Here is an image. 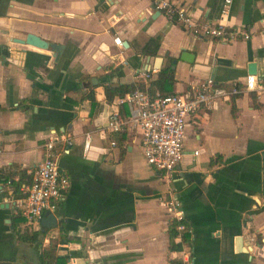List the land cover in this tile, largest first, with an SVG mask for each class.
<instances>
[{
    "label": "crops",
    "instance_id": "1",
    "mask_svg": "<svg viewBox=\"0 0 264 264\" xmlns=\"http://www.w3.org/2000/svg\"><path fill=\"white\" fill-rule=\"evenodd\" d=\"M172 1L193 19H221L249 35H193L151 0H0V264H38L46 245L66 254V264H264V89L191 112L169 178L145 162L134 130L106 128L117 96L107 98L104 85H145L162 67L172 70L170 93L206 77L242 86L250 61L264 80V0H230L225 14L222 0ZM27 32L61 45L57 58L13 40ZM52 131L70 140L56 146L68 184L50 210L56 224H37L40 243L22 241L14 200L27 184L14 190L16 171L31 173ZM169 196L184 224L175 226L173 249V216L162 204Z\"/></svg>",
    "mask_w": 264,
    "mask_h": 264
},
{
    "label": "built area",
    "instance_id": "2",
    "mask_svg": "<svg viewBox=\"0 0 264 264\" xmlns=\"http://www.w3.org/2000/svg\"><path fill=\"white\" fill-rule=\"evenodd\" d=\"M230 0H222L221 14L228 10ZM151 6L161 12L168 21L177 22L191 34L214 39L230 40L236 36L248 37V32L241 27H228L226 22L217 19H193L185 7L172 0H151ZM113 42L122 47L121 39L113 37ZM145 78L146 71L141 72ZM242 89H264V80L255 74H246L242 86L234 82L229 86L216 84L212 78L206 77L196 84H189L184 92L161 94L155 90L149 94L146 90L134 87L115 99V106L108 114L106 128L111 131L132 129L138 139L141 154L146 163L161 171L169 178L170 172L177 165L183 151L184 124L187 116L202 104H210L215 99H222L240 92ZM124 104L126 112L122 113L118 105ZM69 137L54 131L50 132L42 144L41 161L31 170L30 182L23 188V194L16 197L14 205L23 219L26 229H35L42 212L53 210L61 199L63 190L68 184L58 165L57 145L69 143ZM89 143L88 131L83 133L82 147L86 150ZM114 145V139L109 140ZM196 153V150H193ZM168 212L176 220V228L182 229L184 224L178 201L169 196L162 200Z\"/></svg>",
    "mask_w": 264,
    "mask_h": 264
},
{
    "label": "trees",
    "instance_id": "3",
    "mask_svg": "<svg viewBox=\"0 0 264 264\" xmlns=\"http://www.w3.org/2000/svg\"><path fill=\"white\" fill-rule=\"evenodd\" d=\"M260 79L263 80L262 77H260ZM171 81H172V70L166 66L160 68L157 73V76L154 79L149 80L145 85L144 84H136V85L123 84L117 86L104 85L103 91L107 98H109L112 95H116V96L122 95L124 92L132 90L134 87L142 88L146 90L149 94H152L155 90H157L161 94H166V93H170L168 91V85H170ZM83 97H88L91 99L90 93L83 95ZM119 137L123 138L122 135H120ZM12 173H14V171L9 172V174ZM16 173H17V179L14 181V190L18 191V187L20 186L21 183L28 184L30 182L31 173L30 174L25 173L21 169H18ZM175 224H176L175 219L170 218L168 220L167 233L169 237V248L171 247L172 249L179 247L178 243H175L173 241V236L176 233ZM14 227L17 238L27 242L40 243L39 235L45 232L44 229H26L25 227L21 228L18 226V224L15 225ZM183 234L186 236V232H183ZM66 256H67L66 254H58L56 252V246L46 245L40 249L38 264H66ZM166 264H178V261L175 259H169Z\"/></svg>",
    "mask_w": 264,
    "mask_h": 264
},
{
    "label": "water",
    "instance_id": "4",
    "mask_svg": "<svg viewBox=\"0 0 264 264\" xmlns=\"http://www.w3.org/2000/svg\"><path fill=\"white\" fill-rule=\"evenodd\" d=\"M14 41L21 42V43H29L32 45H36L38 47H48L53 53L54 58H57L60 52L61 45L51 42L48 40H45L41 37H39L36 34H33L31 32H27L23 38H13ZM185 51V50H183ZM183 51L180 53V57L187 60L182 56ZM175 60L173 59V62ZM247 73L249 74H254L255 73V62L250 61L247 63V68H246ZM39 222L42 226L44 227H50L54 226L56 224V216L48 209L44 210L42 212L41 217L39 218Z\"/></svg>",
    "mask_w": 264,
    "mask_h": 264
}]
</instances>
